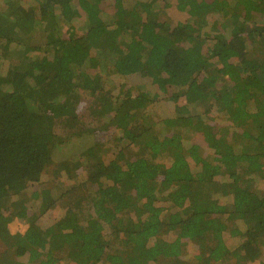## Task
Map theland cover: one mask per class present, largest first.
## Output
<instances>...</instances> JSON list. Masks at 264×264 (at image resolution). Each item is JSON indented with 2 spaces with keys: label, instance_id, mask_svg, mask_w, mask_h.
Instances as JSON below:
<instances>
[{
  "label": "trees",
  "instance_id": "obj_1",
  "mask_svg": "<svg viewBox=\"0 0 264 264\" xmlns=\"http://www.w3.org/2000/svg\"><path fill=\"white\" fill-rule=\"evenodd\" d=\"M166 6L0 0V220L30 231L0 232V264L264 259V0H175L190 14L175 25ZM120 77L143 83L140 105L114 92ZM100 90L110 97L95 114L110 126L61 157L58 124L72 131ZM165 101L169 116L147 112Z\"/></svg>",
  "mask_w": 264,
  "mask_h": 264
},
{
  "label": "rangeland",
  "instance_id": "obj_2",
  "mask_svg": "<svg viewBox=\"0 0 264 264\" xmlns=\"http://www.w3.org/2000/svg\"><path fill=\"white\" fill-rule=\"evenodd\" d=\"M140 1H145V0H140ZM109 1H104L103 2V6L102 8H104V12H107L110 10V5L108 3ZM160 3L163 4L165 3V5H167L166 7H164L165 9V13H166V18L169 20L170 23H172V25H175L177 23H187V21L190 20L189 16L190 14L188 12H183V11H179L176 9L175 7V0H160ZM221 17L222 16H215L212 18H209L208 20L210 21V26H204L202 25L199 29L200 32H206L208 31L210 34H212L214 31V27H215V23L219 24L221 22ZM77 22V27H75L74 25H72L73 31L75 32H79L81 30V28L84 25V19L83 17L79 18L76 20ZM63 29H67V27L63 28ZM198 29V30H199ZM6 61L3 65L4 70L6 69V65L8 68V72H11L15 66L16 63L10 61ZM85 69H90V72H94L95 69H91V63H87L86 66L83 67V70ZM7 69L5 71H2V75H1V79L5 80L7 77V73H6ZM113 87H114V92L117 93L119 92L121 94V97L123 96H129V100L127 101L126 104L130 103L131 105H140L142 102V99H139V101L134 102L135 98L137 96L139 97H145V91H144V86L143 83H141L140 81L135 82V81H130L128 78L126 77H120L119 81H117V83H113ZM47 86V84L45 85ZM55 86V85H53ZM52 86V87H53ZM156 89H158L156 87ZM159 90V89H158ZM151 91V93L155 92L156 90H149ZM63 92V88L60 86H55L53 88L52 91H50V96L51 93H55L57 95H62L61 93ZM162 93V92H161ZM110 97V94L107 93L105 90H100L98 92H96L94 95L90 96V98L85 101V103L83 104L84 106V110L82 111L81 117L80 119H82L80 122V124H78L77 126H75V128H73L72 131H70L68 134L67 130L63 127L62 124H58V129L62 134L65 135H69L66 136L67 139L63 140V142L61 143V150L56 152L57 154H60L61 157L63 156H68L72 153H79L80 151H82L83 149H85L87 146L91 145V142L94 141V136H86L84 134H81L83 131H89V129H95L98 130L100 128H106L107 125L110 126L107 123H101L100 120L97 119V116L95 114V110L96 108L99 106V104L103 101V99ZM161 102V101H160ZM185 103V99L184 98H180V100L176 103L178 105L184 104ZM175 103H171V102H156L153 105H149L147 108V112H149V109H153L156 113V115H159V117L161 116H169L172 112L171 109H173L176 105ZM82 106V107H83ZM157 106V107H155ZM125 109L122 108L121 111ZM119 114V113H118ZM121 115L122 113H120V115L113 120V122H111L110 124H114L117 123L120 119H121ZM173 116V114H172ZM70 118H64L63 120H69ZM70 121V120H69ZM68 122V121H67ZM71 122V121H70ZM230 124V122H228ZM110 132V131H109ZM108 132V133H109ZM98 133V132H97ZM64 135V136H65ZM96 136V135H95ZM114 134L112 133V135H109L103 139L105 136L104 134L98 133V140L97 141H101L102 139L106 141L112 140ZM102 140V141H103ZM28 227L20 220H14L11 223H9L8 225H4L1 220H0V232H2L3 234H5L6 236H9V238H16L17 236H22V235H27L29 234L28 232ZM229 236L234 237L235 236V232H230L228 233ZM193 255V254H192ZM19 260L21 262H19V264H28V256L23 257V258H19ZM18 264V263H17ZM258 264H264V259H260Z\"/></svg>",
  "mask_w": 264,
  "mask_h": 264
}]
</instances>
